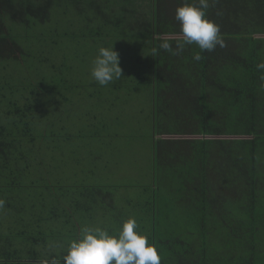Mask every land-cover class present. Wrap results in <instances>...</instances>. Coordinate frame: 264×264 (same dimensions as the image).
Listing matches in <instances>:
<instances>
[{
	"label": "trees",
	"instance_id": "1",
	"mask_svg": "<svg viewBox=\"0 0 264 264\" xmlns=\"http://www.w3.org/2000/svg\"><path fill=\"white\" fill-rule=\"evenodd\" d=\"M98 1L91 5L96 13L89 18L90 31L83 18L80 36L99 38L103 47L117 52L134 47L143 51L130 58L138 60L133 68L139 85L128 92L149 90L153 97L152 200L145 205L138 200L122 214L154 223L152 243L161 264H264V70L256 67L264 61V0H209L207 15L219 24L225 46L209 52L185 45L176 55L159 45L167 40L175 49L181 40L175 12L186 0ZM53 2L0 0V59L19 62L26 51L37 58L49 48L41 39L42 45L33 43L24 50L7 32L6 22L15 18L28 27L47 24ZM98 20L99 27L94 25ZM59 29L50 28L53 42L72 41L68 28ZM102 46L89 54L96 56ZM196 53L200 61L193 59ZM38 58L51 71L57 69L52 58ZM56 84V78L45 77L37 89L50 95ZM21 88L0 79V112L12 120L0 116V164L13 141L40 138L32 134L35 115L29 114L35 109L30 99L2 110L1 102ZM66 130L57 127L55 136ZM41 147L31 151L28 164ZM37 183L31 185L41 187ZM161 243L169 244L170 254Z\"/></svg>",
	"mask_w": 264,
	"mask_h": 264
},
{
	"label": "crops",
	"instance_id": "2",
	"mask_svg": "<svg viewBox=\"0 0 264 264\" xmlns=\"http://www.w3.org/2000/svg\"><path fill=\"white\" fill-rule=\"evenodd\" d=\"M149 101L146 120L151 124L154 156L152 96ZM82 134L79 130H66L48 140H16L11 151L3 154L0 167L5 171L0 173V199L5 203L0 208V264L61 260L67 242L78 236L83 225L118 230L128 219L122 213L134 209L138 200L143 201L141 205L152 200L154 158L149 184L124 186L116 182L112 173L120 159L114 135L91 131ZM40 146L35 161L28 164L31 151ZM26 165L25 170L18 171V167ZM34 165L39 172L33 174L30 171ZM32 181L41 187L31 185ZM137 224L152 243L154 223Z\"/></svg>",
	"mask_w": 264,
	"mask_h": 264
},
{
	"label": "rangeland",
	"instance_id": "3",
	"mask_svg": "<svg viewBox=\"0 0 264 264\" xmlns=\"http://www.w3.org/2000/svg\"><path fill=\"white\" fill-rule=\"evenodd\" d=\"M93 1L54 0L51 11L52 20L47 24L38 22L36 26L28 27L15 18L7 20V32L24 50H28L33 43L42 45L40 40H45L47 43L45 47L49 46V48H45L39 56L52 58L57 64V69L51 71L48 69V63L39 61V56L35 58L34 54L29 55L27 51L19 62L0 59V79L6 81L8 85L16 83L22 86L20 91L15 94L9 93L1 102L2 110L13 106L11 102L26 104L30 99L35 109L32 114H29V117L35 115L34 126L31 128L32 134L47 137L46 140L48 137H55L57 127L72 131L80 127L86 133L99 132L105 136L113 134L118 152L116 155L120 158L115 171L112 172L115 174L116 182L124 186L149 184L153 175L154 158L151 124L146 120V110L150 105L149 90L132 92L133 104L130 102L128 92V89L132 90L133 85H139L133 68L135 64H138V60L133 62L130 58L144 52L135 47L120 49L118 54L123 70L120 80L107 86L95 83L90 75V67L95 56L92 52L90 55L89 51L94 46L104 44L99 38L80 36L84 29L83 18L87 21L86 29L90 31L92 27L88 25L89 18L96 13V6H91ZM82 7L85 8L84 13L80 11ZM87 7L93 10L89 13L86 10ZM100 23L101 21L98 20L94 25L99 27ZM54 26H59L61 29L68 28V36L73 35L72 41L53 42L50 38L52 33L50 28ZM92 51L94 53L95 50ZM129 73L133 74L129 75ZM45 77H49L50 80L57 79L58 88L55 92H50V95L49 92H41L37 89ZM62 79L64 81H61ZM35 85L36 87H33ZM31 91H34L35 95H32ZM94 93L95 98L89 97ZM127 99H129L128 104ZM0 116L4 121H12L8 120L6 114L3 115L2 112ZM30 172L33 174L39 172V167L34 165ZM161 246L166 254H170L171 248L168 243H161Z\"/></svg>",
	"mask_w": 264,
	"mask_h": 264
},
{
	"label": "clouds",
	"instance_id": "4",
	"mask_svg": "<svg viewBox=\"0 0 264 264\" xmlns=\"http://www.w3.org/2000/svg\"><path fill=\"white\" fill-rule=\"evenodd\" d=\"M209 6V0H186L178 6L175 19L180 24L181 40L177 41L175 49L167 40L162 41L159 48L176 55L184 50L185 45L195 44L201 51L209 52L217 46L224 47L219 24L207 15ZM156 51L154 49L152 55L155 56ZM193 59L200 61L202 57L196 53ZM256 67L264 70V61ZM122 71L120 56L114 47H100L90 67L92 80L100 86H107L120 80ZM4 203L0 199V208ZM47 264H161V255L148 236L139 231L136 219L130 217L115 231L83 225L78 236L67 242L62 259H51Z\"/></svg>",
	"mask_w": 264,
	"mask_h": 264
}]
</instances>
